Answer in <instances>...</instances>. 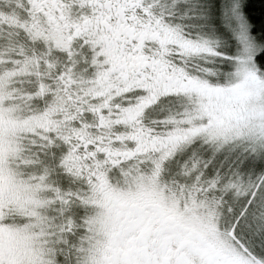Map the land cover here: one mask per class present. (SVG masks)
I'll return each mask as SVG.
<instances>
[{
  "label": "snow or ice",
  "instance_id": "snow-or-ice-1",
  "mask_svg": "<svg viewBox=\"0 0 264 264\" xmlns=\"http://www.w3.org/2000/svg\"><path fill=\"white\" fill-rule=\"evenodd\" d=\"M0 264H264V0H0Z\"/></svg>",
  "mask_w": 264,
  "mask_h": 264
}]
</instances>
